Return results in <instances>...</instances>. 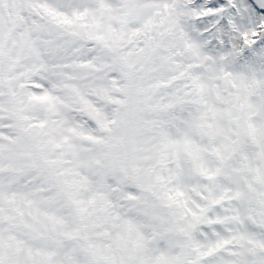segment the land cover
Wrapping results in <instances>:
<instances>
[{
  "label": "snow or ice",
  "instance_id": "obj_1",
  "mask_svg": "<svg viewBox=\"0 0 264 264\" xmlns=\"http://www.w3.org/2000/svg\"><path fill=\"white\" fill-rule=\"evenodd\" d=\"M0 264H264V0H0Z\"/></svg>",
  "mask_w": 264,
  "mask_h": 264
}]
</instances>
